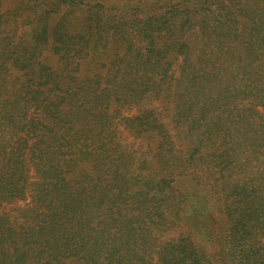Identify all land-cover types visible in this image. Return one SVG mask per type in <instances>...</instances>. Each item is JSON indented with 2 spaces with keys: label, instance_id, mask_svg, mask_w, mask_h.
<instances>
[{
  "label": "trees",
  "instance_id": "16d2710c",
  "mask_svg": "<svg viewBox=\"0 0 264 264\" xmlns=\"http://www.w3.org/2000/svg\"><path fill=\"white\" fill-rule=\"evenodd\" d=\"M210 207L264 264V0H0V264H215Z\"/></svg>",
  "mask_w": 264,
  "mask_h": 264
},
{
  "label": "rangeland",
  "instance_id": "374dc122",
  "mask_svg": "<svg viewBox=\"0 0 264 264\" xmlns=\"http://www.w3.org/2000/svg\"><path fill=\"white\" fill-rule=\"evenodd\" d=\"M178 185H180L179 188H182V185H185L192 189H196L199 194V196L195 198L196 201L201 200L200 196L206 197V184H186L184 181L183 184L179 182ZM14 203L15 205L23 206L26 204V200H17ZM10 205H7V207H10ZM213 210L214 209L210 207L208 218L206 219L208 224H210V227H208V229L204 232L203 237L197 236L196 239H194L195 247L199 248L201 252L203 251L204 253L202 252V254H205L212 259L215 264H229L226 255L227 253L222 247L225 229L224 222L222 221V218Z\"/></svg>",
  "mask_w": 264,
  "mask_h": 264
}]
</instances>
